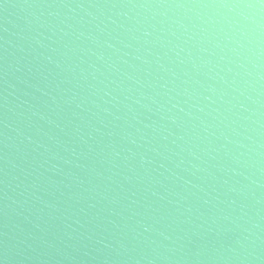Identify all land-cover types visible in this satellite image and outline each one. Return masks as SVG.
I'll return each mask as SVG.
<instances>
[{"label":"water","instance_id":"obj_1","mask_svg":"<svg viewBox=\"0 0 264 264\" xmlns=\"http://www.w3.org/2000/svg\"><path fill=\"white\" fill-rule=\"evenodd\" d=\"M0 264H264V0H0Z\"/></svg>","mask_w":264,"mask_h":264}]
</instances>
